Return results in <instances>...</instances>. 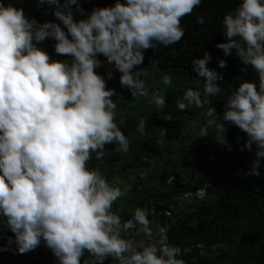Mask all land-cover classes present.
Here are the masks:
<instances>
[{
	"label": "clouds",
	"instance_id": "clouds-1",
	"mask_svg": "<svg viewBox=\"0 0 264 264\" xmlns=\"http://www.w3.org/2000/svg\"><path fill=\"white\" fill-rule=\"evenodd\" d=\"M47 2L58 5L54 15L64 27L39 24L23 8L0 3V224L15 234L9 243L26 254L43 240L59 264H81L85 251L95 258L92 264L109 257L118 264H185L177 258L181 249L167 242L165 227L154 242L123 235L136 229L137 236L153 241L149 210L137 207L132 219L122 221L112 208L124 193L87 162L93 152L102 159L106 145L115 143L122 152L130 145L115 121V89L96 72L98 55L122 73L120 83L131 89L132 97H146L141 77L147 73L133 71L134 66L143 63L145 50L179 43L185 35L181 20L201 0H116L79 21L71 11L75 5L83 13L78 0H65L67 12L60 10L59 0ZM197 22L203 24L204 18ZM223 25L228 42L217 47L226 56L235 48L242 63L259 75L258 87L244 81L228 96L223 114V121L247 134L242 151L255 145L252 174L258 176L264 158V0H242L234 13L224 16ZM49 37L56 41V54L71 57V62L53 60L37 46ZM210 59L206 52L203 59L193 60L198 76L206 78L203 93L187 89V103L178 102V110L193 104L203 108L211 103L209 97L221 93L215 82L223 80V73L209 69ZM219 67L227 62L221 60ZM112 76L109 71L107 78ZM163 82L171 85V77L164 75ZM154 103L165 107L166 100L157 94ZM207 114L217 115L211 107ZM217 127L226 140L225 124ZM138 130L143 134V120ZM207 135L203 128L200 136ZM217 141L226 144L219 137ZM195 195L202 199L206 190Z\"/></svg>",
	"mask_w": 264,
	"mask_h": 264
},
{
	"label": "trees",
	"instance_id": "trees-1",
	"mask_svg": "<svg viewBox=\"0 0 264 264\" xmlns=\"http://www.w3.org/2000/svg\"><path fill=\"white\" fill-rule=\"evenodd\" d=\"M0 3L23 8L25 15L39 24L54 22L64 27L54 15L58 5L49 4L47 0L43 3L41 0H0ZM64 3L65 0H59V8L67 12ZM115 3L116 0H78L83 13L75 5L71 11L74 19L79 21L86 19L94 8L110 7ZM241 3L242 0H201L192 14L181 20L185 35L179 43L161 44L145 50L143 63L134 66L133 71L147 73L141 77L148 92L146 97H132L131 89L121 85L122 73L119 71L108 79L110 64L102 54L98 55L101 66L96 72L106 79L108 88L115 89L112 98L117 105L115 121L130 145L127 152L117 151L115 143L106 145L103 158L97 160L93 152L87 167L98 170L110 185L121 188L124 195L114 202L112 211L120 215L122 221L132 219L137 207L147 210L154 207L156 213L165 209L163 214L154 215L151 227L168 223L165 227L167 242L181 249L177 258L185 264H264V158H261L258 176L244 166V163L248 168L253 165L256 147L253 145L251 151L245 147L242 151L248 140L247 134L223 121L228 101L226 108L221 105L217 108V116H211L210 120L214 121L211 126L204 116L208 107H212L214 96L209 97L211 103L203 108L193 104L181 111L177 107L178 102H184L183 94L187 89L196 90L206 79L198 76L197 65L193 64V60L203 59L206 52L211 56L207 65L209 69L223 73L224 79L229 78L232 87L229 95L244 81L259 86L258 73L252 66L242 63L235 48L226 56L223 49L217 47L228 42L224 16L234 13ZM198 17L204 18L203 24L197 22ZM55 44V39L49 37L37 46L47 51L53 60L71 62V57L56 54ZM221 60L227 62V67H219ZM164 75L171 77V85L163 82ZM157 94L165 98V107L154 103ZM141 120L144 121L143 134L138 130ZM220 122L227 129L226 140L218 132ZM185 124V139L173 148ZM203 128H207L208 135L201 137ZM165 130L166 134L162 136ZM195 130L200 133L197 137L193 135ZM216 137L226 144L217 143ZM166 142L170 143L166 145ZM159 147L163 149L159 151ZM194 150L197 155L192 159L190 154ZM155 170H158L157 174H150ZM146 171L150 173L144 174ZM211 175L214 179L210 178ZM170 177L173 178L171 182ZM205 186H209L208 194L190 206L188 213L179 216L175 209H171L175 196ZM164 216L168 218L165 221ZM152 228L153 241L140 234L138 242L158 241L161 238L159 229ZM10 237L15 238V234L0 224V246H6ZM28 253L30 259L25 264H59L43 240L39 247ZM88 258L92 259L89 263L92 264L95 258L85 251L81 264H85ZM3 259L1 256L0 262ZM111 261L114 260L109 257L103 264H112Z\"/></svg>",
	"mask_w": 264,
	"mask_h": 264
},
{
	"label": "rangeland",
	"instance_id": "rangeland-1",
	"mask_svg": "<svg viewBox=\"0 0 264 264\" xmlns=\"http://www.w3.org/2000/svg\"><path fill=\"white\" fill-rule=\"evenodd\" d=\"M105 61L107 62V58L106 57H105ZM110 70H111V72L113 74L118 72V70H116L114 68V64H110ZM220 81L221 82L216 81L215 83H217L221 87L222 91H221V93H218V94H216L214 96L215 99H214V102L212 103V107H211V108H214L216 110V112L218 111L217 108L220 105L223 106L224 108H226V104H227L228 96H229V91H231V89H232L228 77H226L224 79V75H223V80H220ZM204 84H205V82H203L202 86L198 87L197 89H199L201 92H203ZM217 99H220V100H217ZM183 101H184V99H183ZM184 102H187V101H184ZM210 118H211V116H209L208 114H206L204 116V119L207 122L210 120ZM213 119H215V117H213ZM186 130L187 129H186V124H185L183 126L180 134H179L181 137L178 138V141H176L174 143L173 148H177L181 144V140L180 139H184L185 138ZM194 134L197 137V136H199L198 134H200V133L198 132V130H195L193 132V135ZM216 142L220 143V142L217 141V137H216ZM169 143L170 142H166V145H168ZM162 149H163V147H159V151L162 150ZM185 155H187V154L185 153ZM196 155H197V151L194 150V151L191 152L192 159L195 158ZM157 172H158V170L152 171L151 173L148 172V171L143 172V173L144 174H149V173L150 174H157ZM12 239H13V241L15 240V238H12ZM0 249H6V250H0V257L3 256V258H4L3 261L0 262V264H7L8 262L9 263L25 264L30 259L29 253L19 254L16 244L14 242L10 244L9 243V239L7 240L6 246H4V247L0 246ZM13 252H14V256H13ZM8 259L11 260V261H9Z\"/></svg>",
	"mask_w": 264,
	"mask_h": 264
},
{
	"label": "built area",
	"instance_id": "built-area-1",
	"mask_svg": "<svg viewBox=\"0 0 264 264\" xmlns=\"http://www.w3.org/2000/svg\"><path fill=\"white\" fill-rule=\"evenodd\" d=\"M244 166L249 170V171H252V168L251 167H249L248 168V165H247V163H245L244 164ZM210 178H213L214 179V175H211L210 176ZM200 189H205L206 190V195L208 194V189H209V186H205V187H202V188H200ZM199 190V189H198ZM196 192L197 191H195V192H193V191H190V192H187V193H181V195L180 196H176L175 198H174V204L171 206V209H175L174 211H175V213H177V214H180V216H182V215H184V214H186V213H188L189 212V208H190V206L192 207V205L195 203V202H197L198 200H200L201 198H198L195 194H196ZM188 193H192V195L191 196H186V194H188ZM206 195L202 198V199H204L205 197H206ZM201 199V200H202ZM152 213L155 215H161V214H163V211H161V210H159V212L158 213H156V210H155V208L153 207L152 208ZM154 215H152L151 216V221H153L154 219H155V217H156V215H155V217H154ZM156 222V221H155ZM156 225V224H155ZM155 225L154 226H152V227H155ZM163 227H168V223H163ZM154 230V229H153ZM136 233V229H132L131 230V232L130 233H128V234H125V236L127 237V236H131L132 238H134L137 242H138V238H139V236L140 235H136L135 234ZM187 250H189V248L187 249ZM205 252V250H203L202 251V253H204ZM92 260V259H91ZM86 262L87 261H85V264H86ZM111 263L112 264H118V262L117 261H111Z\"/></svg>",
	"mask_w": 264,
	"mask_h": 264
},
{
	"label": "crops",
	"instance_id": "crops-1",
	"mask_svg": "<svg viewBox=\"0 0 264 264\" xmlns=\"http://www.w3.org/2000/svg\"><path fill=\"white\" fill-rule=\"evenodd\" d=\"M181 136L180 135H178V137L177 138H180ZM185 139V138H184ZM184 139H180L181 140V142L184 140ZM197 144V143H196ZM191 155V154H190ZM245 164V163H244ZM252 166L253 165H251V168H252ZM249 167H250V165H249ZM202 188V187H201ZM181 194H179L178 196H180ZM176 197V196H175ZM174 197V198H175ZM174 204V200H173V203H172V205ZM171 205V206H172ZM153 208V207H152ZM152 208H151V210H152ZM151 210H149V219L151 218V216L152 215H154L153 213H152V211ZM156 210V209H155ZM161 211H165V209H161ZM179 216H180V214H178ZM166 219H168V218H166L165 216L163 217V221H165ZM160 227H163V222H161V223H157L156 225H155V228H160ZM90 259L91 258H88V259H86L85 261H87V264H89L90 263Z\"/></svg>",
	"mask_w": 264,
	"mask_h": 264
}]
</instances>
